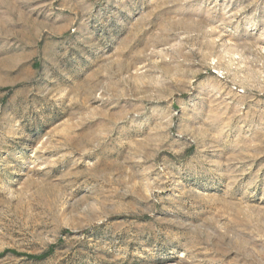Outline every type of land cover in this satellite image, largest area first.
<instances>
[{
    "label": "rangeland",
    "instance_id": "obj_1",
    "mask_svg": "<svg viewBox=\"0 0 264 264\" xmlns=\"http://www.w3.org/2000/svg\"><path fill=\"white\" fill-rule=\"evenodd\" d=\"M0 264H264V0H0Z\"/></svg>",
    "mask_w": 264,
    "mask_h": 264
},
{
    "label": "trees",
    "instance_id": "obj_2",
    "mask_svg": "<svg viewBox=\"0 0 264 264\" xmlns=\"http://www.w3.org/2000/svg\"><path fill=\"white\" fill-rule=\"evenodd\" d=\"M51 252H52V249H50L47 253H45V254H43L42 256L37 257V258H38V259H44V258H46L47 256H49V255L51 254Z\"/></svg>",
    "mask_w": 264,
    "mask_h": 264
}]
</instances>
